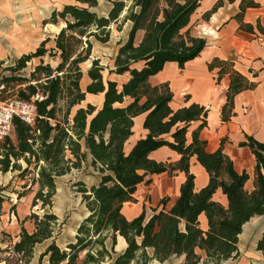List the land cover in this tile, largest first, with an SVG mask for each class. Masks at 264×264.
I'll list each match as a JSON object with an SVG mask.
<instances>
[{"label": "trees", "instance_id": "obj_1", "mask_svg": "<svg viewBox=\"0 0 264 264\" xmlns=\"http://www.w3.org/2000/svg\"><path fill=\"white\" fill-rule=\"evenodd\" d=\"M74 1L54 10L49 19L52 23L65 22L58 34L47 37L34 52L23 54L14 64L0 65L10 72L2 77L1 94L12 88L13 98L36 106L34 123L15 116L12 135L0 141V170H19V176L30 181L23 188L37 186L32 208L40 204L45 210L42 216L33 212L28 217L35 224L32 232L22 224L13 246V252L21 255L19 264H30L36 244L50 238L54 239L40 255V264L45 257L49 264H102L117 253L118 236L124 237L127 247L113 264L165 262L175 255H185V264H222L235 257L243 226L264 214V142L251 135L241 142L256 158L254 185L248 189L247 171L238 172L222 148L207 150V140L201 137L207 125V109L192 103L174 110L169 84L152 85L149 81L167 62L175 61L184 68L205 48L206 40L191 35L189 28L201 0H110L113 7L108 15L93 10L99 0ZM257 6L254 0L241 3L242 10ZM128 21L132 23L128 40L118 43L115 68L108 73H128L129 78L119 82L106 76L99 58H94L85 72L82 64L92 57L93 39L108 42L112 26L120 31ZM139 31L143 35L137 41ZM36 58L39 62L29 75L18 74ZM85 74L90 81L84 89ZM254 86L238 71L231 73L223 121L235 115L236 95ZM88 93L103 94V104L75 108ZM142 114L148 134L128 149L135 118ZM197 120L202 122L189 140L188 129ZM162 146L177 151L180 159L173 163L151 158V152ZM88 152L101 180L90 188L83 181L75 184L90 214L80 223L74 240L61 246L55 239L59 218L50 210L56 180L73 168H81ZM192 157L209 174L208 184L200 190H196V176L190 171ZM175 171L184 172L186 179L169 208L166 197L162 208H154L152 214L148 215L144 207L136 217L127 218L124 203L136 202L139 184L148 176ZM219 188L227 197L226 205L213 199ZM18 194L22 197L26 193ZM201 214L207 218L206 229L201 226ZM257 249L264 253V233Z\"/></svg>", "mask_w": 264, "mask_h": 264}, {"label": "crops", "instance_id": "obj_2", "mask_svg": "<svg viewBox=\"0 0 264 264\" xmlns=\"http://www.w3.org/2000/svg\"><path fill=\"white\" fill-rule=\"evenodd\" d=\"M219 1L201 0L199 7L191 16L189 24L191 35L206 40V46L199 56L186 62L184 68H181L175 61L167 62L160 72L149 78V81L152 85L165 82L169 84L173 92V100L170 105L174 110L192 103H198L207 109V125L201 130V137L207 140V150L214 152L222 148L223 152L233 160L238 172L245 170L249 173L250 179L246 186L248 189H252L256 158L252 149L249 146H241V142L247 140V135L254 136L257 140L264 142V0H254L258 6L246 7L244 10L241 8L242 0H223L217 10L212 12L209 17H205V14L210 12ZM61 2L64 0H0V65L2 67H5V63L9 61H11L9 65L14 64L23 54L34 52L41 42L49 37L47 32L54 31L56 35L65 27V22H49L54 10H60ZM126 23L127 27L124 32L127 36L120 42H126L129 37L132 23L130 21ZM41 26L44 32H41ZM142 35V31L137 33V41L142 38ZM95 50L93 41V51ZM91 58L101 60L99 56H94L93 52ZM114 58L115 56L113 65L110 67L100 61L101 65L106 67L104 74L123 82L129 78L128 73L111 75L108 73L109 69L115 68ZM90 61L91 59L85 63H90ZM234 70L245 76L249 82L255 83V86L236 95L233 110L235 115L231 116L229 120L223 121L222 109L227 103L231 73ZM86 77L89 83L90 79L87 74L84 75L83 80ZM88 97L98 98V101H87ZM103 99V94L88 93L86 99L75 108L85 107L88 103L101 106ZM144 117L145 115L142 114L135 118L134 134L127 142L128 149L133 146L136 140L148 134V130L143 126ZM201 122V120H197L191 123L187 133L189 140L192 132L199 127ZM88 155L92 158L90 152ZM150 156L159 162L173 163L181 157L177 151L168 146L160 147L151 152ZM15 171L3 172L0 170V234L9 238L6 240L4 237H0V252L13 251L14 244L19 240L23 222L24 226L28 228V222L32 221L28 219L31 215L28 194L21 197L18 192L5 190L14 182ZM190 171L196 176V190H200L201 187L208 184L209 174L196 157L191 158ZM153 176H167L171 183H161L159 187L157 186L156 193L163 192L173 186L176 200L181 184L186 179V174L182 171H175L173 174L164 172L148 176L146 180ZM100 180L93 185H97ZM146 182L138 185L134 194L135 198H139L141 188L145 186ZM22 184H28V181ZM57 189L61 192L62 186L59 184ZM213 199L224 205L227 204V197L221 188L214 193ZM144 207V204L125 202L123 212L127 218L132 219L139 215ZM200 221L201 226L206 229L205 214H201ZM263 233L264 214L253 217L243 226V231L239 235L238 254L235 253V257L222 264H263L264 253L257 249V243ZM53 239L50 238L36 244L30 264H40V255L52 243ZM126 247L127 242L124 237L118 236L115 247L117 253L113 255L112 259L106 260L109 262L108 264H113L118 254ZM176 257L183 258L185 263V255ZM168 260L165 262L155 260L151 264H166ZM106 261L102 264H106ZM0 264L8 263L5 258H0ZM42 264H49L48 257L44 258Z\"/></svg>", "mask_w": 264, "mask_h": 264}, {"label": "rangeland", "instance_id": "obj_3", "mask_svg": "<svg viewBox=\"0 0 264 264\" xmlns=\"http://www.w3.org/2000/svg\"><path fill=\"white\" fill-rule=\"evenodd\" d=\"M67 3H75V2L73 0H64V2L60 3L59 9H62L64 5ZM111 6H112V2L110 0H101L98 6L93 8V10H95L100 15H108ZM59 22L62 23L63 21L59 20ZM126 27H127V23L124 24L122 30L119 31L117 29V26L113 25L111 39L108 43H100L97 40L93 39L94 46L96 47V50L93 51L94 56H99L101 58V61L107 64L109 67L113 65V57L116 54L118 43L127 36L126 33L124 32ZM40 30L41 32H44L42 26ZM47 34H48L47 36L54 37L55 32L54 31L47 32ZM45 60L49 61L48 57H45ZM92 61L93 58H91L90 63H83L82 64L83 69L87 70L92 64ZM38 62H39L38 58L34 59L32 63L28 64L26 69L20 71L18 74L29 75L33 65ZM10 63L11 61L5 63L4 66L9 65ZM53 64H55V62H53ZM4 75H10V72L4 71L1 68L0 69V106L3 105L4 102L8 101V99L14 97L12 95L14 91L12 88L8 89V91L3 95L1 94V89L4 87V85H2L1 80ZM87 83H88V78L86 77L82 82L83 88H85V85ZM87 101L97 102L98 98L88 97ZM20 163L23 167H26V163L23 160H21ZM19 175H20V171L16 170L14 172V177H15L14 182L9 187H6L5 190L8 192H15V193L17 192L27 193L28 198L30 199L28 201L30 214L36 212L42 216L45 213V210L41 209L40 204L34 208H32L31 206L32 199L38 187L34 186L32 188L29 187L23 188L22 183L23 182L25 183V181L28 180L20 178ZM148 179L146 180L147 182L145 183V186L141 188L140 191L141 195L139 196V198H136L137 201L134 203H139L140 205L144 204L148 215H150L152 214L154 208H162L163 198L169 197V201L166 204V207L169 208L173 204L176 198V193L173 186L169 187L167 190L163 192L156 193L157 186L159 187L161 183H165V182L171 183V181L167 179V176H153ZM99 180H100V173L96 171L95 168L93 167L92 158L89 155L81 168L79 169L73 168L69 173L57 178L56 186L58 187V185L60 184L62 186V190L61 192H59L58 189H56V194L53 197V204L50 210L51 212L56 214L59 218L60 224L58 225L57 232L55 233L56 235L55 239L59 245L65 246L68 242L74 240L77 234V229L80 223L82 222V219L86 216V214H88V209L86 208L85 203L82 201V194L77 190L78 186H76L75 184L78 181H83L86 184V186L90 188L94 183H97ZM28 184H30V181H28ZM203 187H201V189ZM27 227L29 231L34 230L35 224L33 220L28 222ZM0 237H4V239L6 240L9 239L8 237L2 234H0ZM108 245L110 247V241H108ZM0 258L1 259L5 258L8 264L21 263L20 261L21 255H18L13 251L0 252ZM108 263L109 262L106 261V264ZM166 264H185V263L183 258L174 256L171 257Z\"/></svg>", "mask_w": 264, "mask_h": 264}, {"label": "built area", "instance_id": "obj_4", "mask_svg": "<svg viewBox=\"0 0 264 264\" xmlns=\"http://www.w3.org/2000/svg\"><path fill=\"white\" fill-rule=\"evenodd\" d=\"M17 116L32 124L36 117V106L33 102L17 98L10 99L0 106V140L12 134L13 118Z\"/></svg>", "mask_w": 264, "mask_h": 264}, {"label": "water", "instance_id": "obj_5", "mask_svg": "<svg viewBox=\"0 0 264 264\" xmlns=\"http://www.w3.org/2000/svg\"><path fill=\"white\" fill-rule=\"evenodd\" d=\"M89 214H90V213H88V215H89ZM88 215H87V216H88Z\"/></svg>", "mask_w": 264, "mask_h": 264}]
</instances>
